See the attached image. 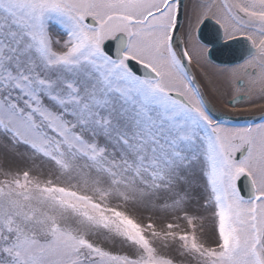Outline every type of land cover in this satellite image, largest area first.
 Instances as JSON below:
<instances>
[{
	"label": "snow or ice",
	"instance_id": "obj_1",
	"mask_svg": "<svg viewBox=\"0 0 264 264\" xmlns=\"http://www.w3.org/2000/svg\"><path fill=\"white\" fill-rule=\"evenodd\" d=\"M0 264H264V0H0Z\"/></svg>",
	"mask_w": 264,
	"mask_h": 264
}]
</instances>
